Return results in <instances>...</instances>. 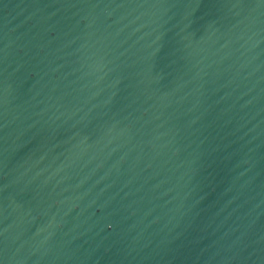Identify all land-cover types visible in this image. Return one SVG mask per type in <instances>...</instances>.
I'll use <instances>...</instances> for the list:
<instances>
[{"label": "water", "instance_id": "water-1", "mask_svg": "<svg viewBox=\"0 0 264 264\" xmlns=\"http://www.w3.org/2000/svg\"><path fill=\"white\" fill-rule=\"evenodd\" d=\"M0 264H264V0H0Z\"/></svg>", "mask_w": 264, "mask_h": 264}]
</instances>
